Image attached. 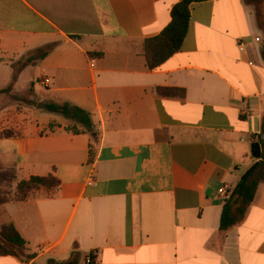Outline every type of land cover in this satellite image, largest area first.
Returning a JSON list of instances; mask_svg holds the SVG:
<instances>
[{
    "label": "crops",
    "instance_id": "obj_1",
    "mask_svg": "<svg viewBox=\"0 0 264 264\" xmlns=\"http://www.w3.org/2000/svg\"><path fill=\"white\" fill-rule=\"evenodd\" d=\"M178 1L0 0V90L31 58L0 94V133L18 135L0 138V167L13 171L12 188L58 181L0 207V225L11 223L32 256L0 264L72 255L76 264H264V184L224 231L218 194L257 163L264 0L192 4L179 51L150 70L144 41L170 23ZM64 104L90 115L93 141L46 109Z\"/></svg>",
    "mask_w": 264,
    "mask_h": 264
},
{
    "label": "trees",
    "instance_id": "obj_2",
    "mask_svg": "<svg viewBox=\"0 0 264 264\" xmlns=\"http://www.w3.org/2000/svg\"><path fill=\"white\" fill-rule=\"evenodd\" d=\"M204 1L208 0H179L170 10V23L159 35L144 41V56L150 70L157 68L179 51L188 30L190 6ZM256 18L264 42V10H258ZM38 53H43V55H45L46 51L40 50ZM262 58L264 60V46ZM30 62L31 58L23 62H18L12 77V84L16 81L19 72ZM12 84L6 89L0 90V94L9 93L12 89ZM158 94L166 97H176L182 96V91L176 89H159ZM46 109L51 113L61 115L65 119L72 120L81 126V130L68 131H71L73 134H79L81 132L88 133L92 141L95 139V126L88 113L77 107H71L66 104L46 105ZM17 136L18 135L12 131L0 133V138L3 139ZM251 157L257 160V163L242 176L230 197L226 199L224 203L220 218V228L223 231L239 223L253 201L257 186L259 184H264V115L261 134L258 135L251 144ZM91 159L92 150L90 149V161ZM1 172L3 175L9 174L7 179H9V185L12 186L14 181L13 171L0 167V173ZM57 186L58 181L52 176L44 178L31 177L27 181L18 182L15 190L20 198H25L30 192L39 188L49 189ZM0 256L15 257L23 263H28L29 260L32 259V256L25 254V242L11 223H5L0 226ZM48 264L56 263L49 261ZM59 264H76L74 255L71 256L67 263Z\"/></svg>",
    "mask_w": 264,
    "mask_h": 264
},
{
    "label": "rangeland",
    "instance_id": "obj_3",
    "mask_svg": "<svg viewBox=\"0 0 264 264\" xmlns=\"http://www.w3.org/2000/svg\"><path fill=\"white\" fill-rule=\"evenodd\" d=\"M53 128L54 126L51 127V130H53ZM65 128L67 130H72V131L77 130V127L75 126V124L72 125L71 123L68 124ZM8 176L9 174L3 175L2 172L0 173V207L4 203L23 199V198H20V196L16 193L15 188H12V186L9 185V179H7ZM1 220H2V217L0 216V224H1Z\"/></svg>",
    "mask_w": 264,
    "mask_h": 264
},
{
    "label": "built area",
    "instance_id": "obj_4",
    "mask_svg": "<svg viewBox=\"0 0 264 264\" xmlns=\"http://www.w3.org/2000/svg\"><path fill=\"white\" fill-rule=\"evenodd\" d=\"M255 42H259L260 39L259 38H255L254 39ZM244 43L242 41L238 42V48H243ZM251 65V64H250ZM91 67H93V65H91ZM42 86H47L49 85V80L48 79H44L41 83ZM232 191H230L228 188L222 187L218 190V194L221 195L222 197H224L225 199H228L231 195ZM85 264H96L91 257H87L85 259Z\"/></svg>",
    "mask_w": 264,
    "mask_h": 264
},
{
    "label": "water",
    "instance_id": "obj_5",
    "mask_svg": "<svg viewBox=\"0 0 264 264\" xmlns=\"http://www.w3.org/2000/svg\"><path fill=\"white\" fill-rule=\"evenodd\" d=\"M43 107V106H42Z\"/></svg>",
    "mask_w": 264,
    "mask_h": 264
}]
</instances>
